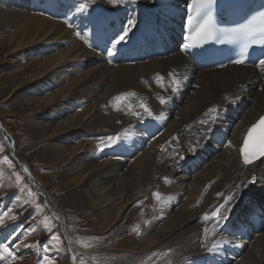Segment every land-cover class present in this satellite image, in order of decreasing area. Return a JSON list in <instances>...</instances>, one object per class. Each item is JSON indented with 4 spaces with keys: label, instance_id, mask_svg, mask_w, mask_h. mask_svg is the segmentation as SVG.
I'll use <instances>...</instances> for the list:
<instances>
[{
    "label": "bare ground",
    "instance_id": "6f19581e",
    "mask_svg": "<svg viewBox=\"0 0 264 264\" xmlns=\"http://www.w3.org/2000/svg\"><path fill=\"white\" fill-rule=\"evenodd\" d=\"M158 1L162 7L168 2ZM81 2L0 0V73L11 86L3 99L15 114L26 117L32 136L46 144L44 161L58 167L54 168L58 187L65 189L69 208L79 215L89 212L97 219L106 241L98 245L101 260L127 264L166 249L174 264H264V222L258 233L251 231L250 238L249 229L242 237L240 225L232 223L236 219L242 224L248 218L251 223L254 216L247 213L254 204L264 202V164L245 167L240 153L248 127L264 114V83L259 82L258 74L253 68L232 65L193 71V86L180 94L184 100L179 107H163L161 98L167 103L179 94L174 88L182 91L177 85L187 59L175 52L127 63L136 62L128 53L139 38L141 7L154 5L153 0H122L119 4L88 0L84 10H80ZM147 17L151 19L153 13ZM129 19L135 24L130 26L128 38L113 45L111 40ZM108 48L113 49L112 54ZM129 92L135 95H122ZM232 96L248 101L229 130L225 147L210 154L195 171L188 160L177 168L186 148L202 141L201 116ZM141 103L150 108L151 116L139 107ZM134 112L146 116L149 141L142 139ZM162 117L168 118V124ZM0 133L13 149L9 129L0 124ZM98 134L118 136V145L98 150L104 143L99 142ZM116 150L124 156L113 155ZM12 153L18 157L15 150ZM33 184L44 195L43 183ZM142 192L147 195L142 235L135 238L126 226L129 202H121L120 195L139 197ZM154 192L161 194L159 201ZM223 196H234L233 201H225ZM43 200L50 204L61 230L67 232L59 205L49 197ZM22 201L21 195L3 196L0 205L17 206L23 212ZM219 204H225L222 211L227 219L205 222L203 213ZM2 231L22 258L17 264H32L39 255L38 238L23 242L5 220L0 224ZM69 234L68 246L75 255L82 249ZM107 244H111L110 250H105ZM69 253L63 259L77 264Z\"/></svg>",
    "mask_w": 264,
    "mask_h": 264
},
{
    "label": "rangeland",
    "instance_id": "374dc122",
    "mask_svg": "<svg viewBox=\"0 0 264 264\" xmlns=\"http://www.w3.org/2000/svg\"><path fill=\"white\" fill-rule=\"evenodd\" d=\"M0 76V124L9 129L13 138V149H11L0 133V199L3 196L21 195L23 197L21 204L23 212H20L17 206L0 205V216L7 213L5 221L13 228V233L22 236L23 242L38 238L39 255L32 264H39V262L40 264H48L44 259L45 257L50 259L51 264H73L68 259H63L68 252H71L70 255H74V251L68 246L67 232L71 234L73 243L82 249L74 255L77 264H108L101 260L102 250L99 249L98 245H105L106 241L97 219L89 212L79 215L69 208L70 206L64 198L65 189L58 187V172L54 169H58V167L44 161L43 152L46 144L32 136L27 127L26 117L15 114L11 104L3 99L11 91V86L10 80L4 74L0 73ZM98 135L97 138L100 143L104 142L103 144H105L107 137L104 134ZM82 141L83 143L86 142L85 139ZM14 150L17 152V158L13 156L12 151ZM21 162L24 164L23 166ZM33 181L38 185L43 183L44 195L34 186ZM145 194L142 192L139 197L120 195L121 202H129L126 226L130 227L129 232L131 231L135 238L142 235V213L146 206L147 197ZM41 195L44 198L49 197L51 201L59 205V211L63 214V219L67 225V232L61 230L59 219L54 216L50 204L45 202ZM19 228L22 229V232L19 231ZM103 242L105 244H102ZM6 245L10 250V246ZM110 245L107 244L105 250H110ZM12 247L14 252V245ZM167 254L168 250L161 249L156 254H145L128 263L174 264V261L168 259ZM14 257L16 261L14 259L7 260L4 264L21 262L22 258H19L17 253L14 254Z\"/></svg>",
    "mask_w": 264,
    "mask_h": 264
},
{
    "label": "snow or ice",
    "instance_id": "6c2138e0",
    "mask_svg": "<svg viewBox=\"0 0 264 264\" xmlns=\"http://www.w3.org/2000/svg\"><path fill=\"white\" fill-rule=\"evenodd\" d=\"M113 4H119L122 2V0H111ZM212 0H191L189 3L188 7L189 9H194L196 12L201 14L203 17L202 22L199 23L196 32L194 33V38L199 39V40H204L211 38V25H212V18L209 12V6L211 5ZM88 7V0H82L80 3V10H84ZM264 15V14H262ZM191 20V17L189 18ZM135 24V21L132 19H129L127 22V25L123 27L122 31L117 35L114 39L111 40V43L113 45H120L122 42H124L128 38V34L131 31V27ZM71 26V25H69ZM79 35V33H77ZM83 39V37H82ZM85 43H88L87 40H85ZM252 43L254 44H261L264 45V26H262L259 30V34L255 37L252 38ZM113 49L108 48V53L112 54ZM235 64H243L244 60L237 59L234 61ZM261 71H264V59L259 61V64L257 65ZM174 84L178 83L177 81H173ZM174 91L176 90L175 88L173 89ZM122 95H128L132 96L135 95V93H126ZM117 100L121 99V97H116ZM160 103H165V100L163 98L160 99ZM131 107V106H130ZM140 108L143 109L144 113L147 115L151 116L152 112L150 108L144 104L141 103L139 105ZM217 109L215 107H210L208 108L207 112L209 114L216 113ZM134 115L137 117L140 116V113L134 112ZM203 123H208V121H205ZM260 124L264 125V116L260 117ZM257 125H253L252 128L248 130V136L245 137L244 139V146L240 149L241 157H242V162L244 165H251L254 161H256L259 157H264V135H262L259 139V142H256L253 140L252 134L255 132ZM210 131V129H208ZM119 137L118 136H110L106 138V143L102 144L98 147V150L103 151L104 147H114L118 145ZM229 146H231V142H229ZM194 150V149H193ZM165 182H168L167 177H163ZM251 183V181H250ZM218 196H222L221 193H217ZM153 196L159 201L161 199V194L159 192H154ZM225 201H229L230 197L228 196H223L222 197ZM225 208V204H219L216 206L212 211L210 212H205L202 215V219L205 222H219L220 220L227 219V217L224 216L223 214V209ZM5 216H7V213H5L3 216H0V224L4 223ZM224 243H227V241H224ZM216 247V245H213V249ZM213 249H208L209 251ZM12 256L13 259L15 257L13 256L12 252L9 251V247L6 244H0V260H8V257ZM45 261L48 262V264H51V261L48 257L44 258Z\"/></svg>",
    "mask_w": 264,
    "mask_h": 264
}]
</instances>
